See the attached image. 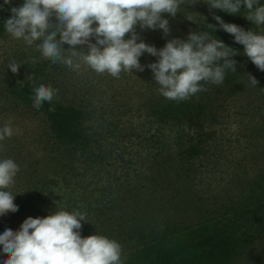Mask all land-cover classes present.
I'll return each instance as SVG.
<instances>
[{
	"label": "rangeland",
	"instance_id": "obj_1",
	"mask_svg": "<svg viewBox=\"0 0 264 264\" xmlns=\"http://www.w3.org/2000/svg\"><path fill=\"white\" fill-rule=\"evenodd\" d=\"M23 2L18 0V7ZM196 2L185 0L174 18L164 15L169 36L139 26L137 33L157 49L174 38L186 40L200 30L204 14L214 10L208 0ZM246 15L243 7L235 14L238 25L264 34V25L257 26ZM76 50L88 53L86 45ZM245 58L244 66L227 72L222 84L203 83L206 90L194 95L211 100L210 120L203 154L189 159L177 128L160 124L152 112L153 105L168 100L147 67L157 57L145 53L140 58L143 72H121L115 78L80 61L78 70L52 63L35 44L1 32L0 128L10 121L14 134L0 141V160L12 159L19 166L6 190L16 195L21 214L0 216L6 220L0 223V234L18 231L29 217L79 210L86 216L82 238L99 234L116 240L125 264L140 245L139 231L161 228L168 221L196 226L215 216L234 219L244 208L253 209L264 176V71ZM13 61L21 66L16 74L8 69ZM41 84L58 90L51 103L82 110L88 145L74 148L58 140L44 112L24 99L27 88ZM190 137L194 140L195 135ZM246 225L244 243L230 264H264V228L256 222ZM5 259L7 255H0V264Z\"/></svg>",
	"mask_w": 264,
	"mask_h": 264
},
{
	"label": "clouds",
	"instance_id": "obj_2",
	"mask_svg": "<svg viewBox=\"0 0 264 264\" xmlns=\"http://www.w3.org/2000/svg\"><path fill=\"white\" fill-rule=\"evenodd\" d=\"M190 2L197 4L196 0ZM4 3L11 4V0ZM184 3L185 0H24L22 6L11 8L12 16L4 28L13 39H22L28 46L35 44L42 57L52 63L78 70L80 61L98 74L108 73L115 78L121 72H143L145 66L140 58L145 53L157 57V62L147 67L160 86L159 93L169 100L182 101L205 91L203 83L222 84L228 70L236 72L234 57L240 55L208 31L190 32L186 40H168L161 49L141 39L137 26L142 30L159 29L169 36L171 28L164 15L176 17ZM207 5L231 15L243 7L248 21L264 25V5L259 0H208ZM214 19L244 46L243 55L264 71V34L225 23L220 16ZM64 45L70 46L69 50ZM81 45L87 46V54L76 50ZM32 62H36L35 58ZM20 67L14 61L8 64L14 74ZM248 78L257 86L254 76L248 74ZM57 91L50 85L35 87L33 106L38 109L44 102H51ZM13 134L11 122H6L0 128V141ZM18 171L14 160H0V216L19 210L14 203L16 195L6 190L13 185ZM85 221V214L79 210H57L44 218H27L18 231L6 229L0 234V246L7 255L2 264H123L122 246L116 240L99 234L82 238L80 230Z\"/></svg>",
	"mask_w": 264,
	"mask_h": 264
},
{
	"label": "trees",
	"instance_id": "obj_3",
	"mask_svg": "<svg viewBox=\"0 0 264 264\" xmlns=\"http://www.w3.org/2000/svg\"><path fill=\"white\" fill-rule=\"evenodd\" d=\"M17 2L18 0H11V4H5L4 0H0V33L5 31L4 23L12 16L11 8L18 7ZM215 16H220L225 23L240 26L237 16L214 9L204 14L198 32L208 31L211 36L239 52L240 55L234 59L237 61V68H242L247 61L243 55L244 46L236 43L231 34L220 28ZM24 95L25 100L34 101L33 89L27 88ZM210 101L202 95H193L187 100L168 99L153 105L152 112L160 124L177 128L178 138L189 159L200 157L208 141L206 129L210 120ZM39 109L47 116L50 129L58 140L74 148L89 144L81 128L84 114L79 107L44 102ZM191 133L195 135L194 140L190 137ZM252 200L256 201L253 209L244 208L234 219L227 215L215 216L196 226L168 221L161 228L139 231L140 245L125 264H230L244 243L246 224L256 222L264 228V176L260 194ZM18 212L16 215L20 216L21 211ZM0 223H6L4 217H0ZM0 255L6 257L2 246Z\"/></svg>",
	"mask_w": 264,
	"mask_h": 264
}]
</instances>
